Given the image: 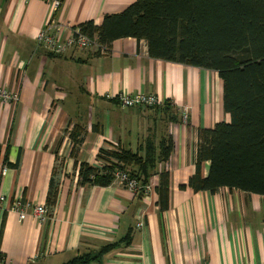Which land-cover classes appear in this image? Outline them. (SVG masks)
Returning <instances> with one entry per match:
<instances>
[{
	"label": "crops",
	"instance_id": "crops-1",
	"mask_svg": "<svg viewBox=\"0 0 264 264\" xmlns=\"http://www.w3.org/2000/svg\"><path fill=\"white\" fill-rule=\"evenodd\" d=\"M133 1L59 0L54 8L48 0H0V87L19 95L0 104V264H62L109 243L117 245L90 264H264V196L179 188L194 171L198 128L229 119L215 71L151 58L146 42L132 37L104 52L93 44L55 55L37 45L46 26L59 28L63 40L80 23L99 25ZM213 83L221 92L216 109L208 98ZM139 92L166 106L122 107L114 99ZM74 125L82 141L72 156ZM167 138L173 149L157 163L168 172L166 208L158 204V175L142 194L116 181L78 183L79 163L96 166L100 148L135 152L149 141L156 149ZM17 197L30 203L22 218L10 210ZM40 204L42 218L32 211Z\"/></svg>",
	"mask_w": 264,
	"mask_h": 264
},
{
	"label": "trees",
	"instance_id": "trees-1",
	"mask_svg": "<svg viewBox=\"0 0 264 264\" xmlns=\"http://www.w3.org/2000/svg\"><path fill=\"white\" fill-rule=\"evenodd\" d=\"M77 28L95 41L97 50L110 48L113 40H144L149 57L215 71L222 81V108L228 121L198 128L194 171L185 184L191 190L214 193L222 187L264 196V0H135L119 13L104 15L95 25L84 21ZM166 106V104H164ZM162 107H165V106ZM82 130L68 133L70 155L75 156ZM173 149L170 138L155 149L147 141L131 152L100 148V167L80 162L78 183L107 186L114 171L127 170L144 193L152 175L161 209L168 203V172L158 170ZM207 162V173L202 168ZM50 205L54 193L47 196ZM129 243V237L123 239ZM117 243L93 253L76 254L62 264L99 263Z\"/></svg>",
	"mask_w": 264,
	"mask_h": 264
},
{
	"label": "built area",
	"instance_id": "built-area-1",
	"mask_svg": "<svg viewBox=\"0 0 264 264\" xmlns=\"http://www.w3.org/2000/svg\"><path fill=\"white\" fill-rule=\"evenodd\" d=\"M52 3V6L54 8H57L59 5V0H48ZM59 28H55L52 30V28L49 26L44 28L40 31V33L37 36V45L44 48L46 51H48L51 54L55 55H61L66 50L71 48H86L93 44H96L94 40L88 38L84 34H82L78 28L74 29L72 31V34L63 40L59 37ZM97 46V44H96ZM100 52L106 51L104 47H101L99 49ZM19 95L17 92L9 91L3 87H0V104L3 103H12L15 104L18 102ZM114 99L117 101V103L122 107H134V106H142L146 108H155L160 107L163 105L162 100L157 97L154 94H144V93H135V94H124V93H118L114 96ZM188 108L187 107H181L180 108V121L182 123H187L188 121ZM116 144H111L106 149H116ZM103 165L102 161L97 160V167H100ZM2 174L6 172V167H2ZM114 180L121 184L124 188L131 192H137L139 190L138 183L136 179L129 175L127 170L124 169H117L114 171ZM149 185V183H148ZM146 185L144 188V192L149 188V186ZM4 200L3 196H0V202ZM30 208V203L28 201L23 200L20 197H17L13 200V202L10 205V210L14 211L18 214L19 218H22L24 211ZM33 214H35L38 218H42L46 212V209L43 204L35 205L32 208ZM142 222H138L136 225L137 227L142 226ZM0 263H4L3 258L0 257Z\"/></svg>",
	"mask_w": 264,
	"mask_h": 264
},
{
	"label": "rangeland",
	"instance_id": "rangeland-1",
	"mask_svg": "<svg viewBox=\"0 0 264 264\" xmlns=\"http://www.w3.org/2000/svg\"><path fill=\"white\" fill-rule=\"evenodd\" d=\"M211 74L214 76V78L216 77V75L213 72H211ZM218 96H219V101H221V92H220V88L218 87V84L216 83L215 84L213 83V85L209 84L208 98L209 100H211L213 109H216V107L218 106V102H217Z\"/></svg>",
	"mask_w": 264,
	"mask_h": 264
}]
</instances>
